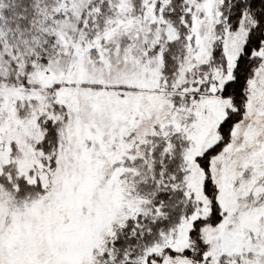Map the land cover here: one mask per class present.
<instances>
[{
	"label": "snow or ice",
	"instance_id": "snow-or-ice-1",
	"mask_svg": "<svg viewBox=\"0 0 264 264\" xmlns=\"http://www.w3.org/2000/svg\"><path fill=\"white\" fill-rule=\"evenodd\" d=\"M0 264H264V0H0Z\"/></svg>",
	"mask_w": 264,
	"mask_h": 264
}]
</instances>
